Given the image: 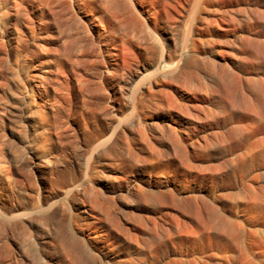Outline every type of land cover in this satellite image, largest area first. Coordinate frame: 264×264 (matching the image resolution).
Instances as JSON below:
<instances>
[{
  "label": "rangeland",
  "instance_id": "374dc122",
  "mask_svg": "<svg viewBox=\"0 0 264 264\" xmlns=\"http://www.w3.org/2000/svg\"><path fill=\"white\" fill-rule=\"evenodd\" d=\"M263 52L264 0H0V264H264Z\"/></svg>",
  "mask_w": 264,
  "mask_h": 264
},
{
  "label": "bare ground",
  "instance_id": "6f19581e",
  "mask_svg": "<svg viewBox=\"0 0 264 264\" xmlns=\"http://www.w3.org/2000/svg\"><path fill=\"white\" fill-rule=\"evenodd\" d=\"M263 56H264V52H263ZM225 66H226V65H225ZM225 66L220 65V67H219V66L217 67V69H218V71H219V73H218L219 76H220L221 74L224 75V73H226L225 71H226V69H227V68H226L227 66H226V67H225ZM228 74H229V72H228ZM228 74H226V75H228ZM229 75H230V74H229ZM219 76H218V77H219ZM230 76H232V75H230ZM221 77H223V76L221 75ZM221 77H219L220 79L218 78V80H220V81L218 82V84H217V86H216L217 88H215V89L212 90L214 93H216V91L218 90V88L221 89V90H224V91H227V90L229 91L230 88H231L232 86L235 85V84L233 85V82H234L233 80H230V79H229V80H227L228 82L225 83V80L223 81V78L221 79ZM229 78H230V77H229ZM233 79H234V78H233ZM232 81H233V82H232ZM234 83H235V82H234ZM254 107H255V106H254Z\"/></svg>",
  "mask_w": 264,
  "mask_h": 264
}]
</instances>
